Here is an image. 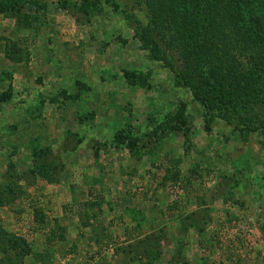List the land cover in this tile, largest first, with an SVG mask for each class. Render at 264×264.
I'll return each instance as SVG.
<instances>
[{
	"label": "rangeland",
	"instance_id": "374dc122",
	"mask_svg": "<svg viewBox=\"0 0 264 264\" xmlns=\"http://www.w3.org/2000/svg\"><path fill=\"white\" fill-rule=\"evenodd\" d=\"M37 1L48 6L33 32L0 15V187L18 194L0 222L28 244L21 264H120L116 248L165 233L154 264H172L179 237L184 264H264V116H251V129L247 117L208 121L214 112L174 86L122 15L105 6L86 22L58 0ZM126 73L147 82L130 86ZM181 105L182 130H156ZM119 131L138 138L133 150L115 144ZM37 163L56 168L51 183L29 174ZM222 176L237 182L227 202ZM195 210L198 227L181 232Z\"/></svg>",
	"mask_w": 264,
	"mask_h": 264
},
{
	"label": "trees",
	"instance_id": "16d2710c",
	"mask_svg": "<svg viewBox=\"0 0 264 264\" xmlns=\"http://www.w3.org/2000/svg\"><path fill=\"white\" fill-rule=\"evenodd\" d=\"M124 1V8L116 0H58V7L77 13L86 22L101 15L105 6L122 15L149 58L160 62L172 74L174 86L186 89L194 102L215 113L208 121L216 117L229 125L238 122L236 125L240 126L242 117H247L245 123L251 129L249 118L264 116V0ZM31 6L35 7L32 16L28 12ZM47 6L37 0H0V15L13 18L18 31L22 27L33 32L37 11L42 12ZM7 49L4 48L5 58L14 64L20 63L17 50L10 53ZM125 77L130 86L140 87L148 79V75L136 73H126ZM186 123V108L181 105L177 112L166 116L156 130L167 135L182 130ZM137 139L124 131L114 137L117 146L124 145L130 150L137 145ZM46 150L48 148L43 151ZM41 155L44 152L35 154L37 159ZM55 169L50 163H37L29 174L51 183ZM232 179L222 176L220 186L227 190L220 195L225 202L229 201L231 189L237 184L236 181L231 184ZM15 193L8 184L0 187V207L14 202L18 197ZM201 216L199 210L185 216L179 226L181 232L198 227ZM136 221L140 227V221ZM165 235L162 238L165 239ZM153 236L137 238L116 248V252L123 255L120 264L158 262L160 252L155 242L162 238ZM183 241V237L178 238L176 256L181 259ZM29 254L26 241L4 230L0 222V264H21ZM143 258L145 263L141 262Z\"/></svg>",
	"mask_w": 264,
	"mask_h": 264
},
{
	"label": "crops",
	"instance_id": "0c3cea01",
	"mask_svg": "<svg viewBox=\"0 0 264 264\" xmlns=\"http://www.w3.org/2000/svg\"><path fill=\"white\" fill-rule=\"evenodd\" d=\"M214 198V197H213ZM212 201H214V199H212ZM211 201V202H212ZM191 213H193V212H191ZM139 238H142V236L141 237H139ZM187 244L186 245H184L183 246V248L181 249V253L183 254V264H184V262L185 261H187L186 259H185V253H186V251H187ZM176 253H177V246L175 247V251H174V253H173V257L170 259L171 260V262H172V264H176V263H180V261H175V255H176ZM116 254H120V252H117ZM120 255H122V254H120ZM145 261H146V259L145 258H143L142 260H141V262H143V263H145ZM156 263V262H155ZM132 264H136V263H132ZM139 264V263H138Z\"/></svg>",
	"mask_w": 264,
	"mask_h": 264
}]
</instances>
